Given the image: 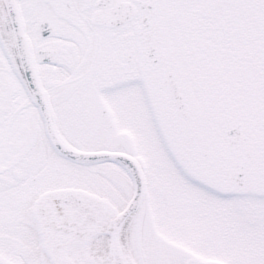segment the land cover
<instances>
[{
    "label": "snow or ice",
    "instance_id": "snow-or-ice-1",
    "mask_svg": "<svg viewBox=\"0 0 264 264\" xmlns=\"http://www.w3.org/2000/svg\"><path fill=\"white\" fill-rule=\"evenodd\" d=\"M0 264H264V0H0Z\"/></svg>",
    "mask_w": 264,
    "mask_h": 264
}]
</instances>
